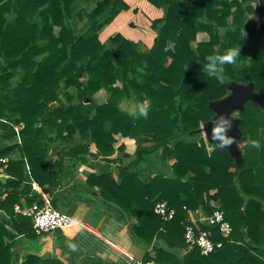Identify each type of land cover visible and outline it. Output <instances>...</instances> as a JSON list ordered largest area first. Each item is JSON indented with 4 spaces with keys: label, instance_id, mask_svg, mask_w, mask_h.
<instances>
[{
    "label": "trees",
    "instance_id": "obj_1",
    "mask_svg": "<svg viewBox=\"0 0 264 264\" xmlns=\"http://www.w3.org/2000/svg\"><path fill=\"white\" fill-rule=\"evenodd\" d=\"M94 1L84 7L78 0H0V140L10 141L0 148V158L20 154L7 162L9 179L0 182V264L12 263L19 235L35 239L50 234L36 233L32 219L15 211L17 204L22 208L44 204L32 184L53 195L65 185L66 159L89 163L88 155L106 165L100 175L87 178L91 196L135 218L131 237L152 248L144 261L264 264L260 250L264 247V107L247 101L239 112L242 164L213 142L209 150L197 133L214 120L211 103L227 97L231 83L253 84L257 94H264V52L258 44L264 33V5L253 9L246 5L250 0H148L163 9V16L151 22L153 41L144 48L117 33L107 40L116 50L105 51L99 32L129 6L123 0H97L95 5ZM74 8L79 17L89 19L79 37L68 25L75 18ZM254 13L259 15V28L248 16ZM55 26L61 28L58 34ZM220 28H226L223 35ZM199 33L210 39L194 46ZM235 46L241 47V56L235 64H226L224 73L231 81L220 86L202 74L197 60ZM85 74L84 84L80 79ZM15 76L21 80L11 87ZM71 87L80 93L78 104L50 105ZM101 92L107 96L97 104ZM134 93L146 103L147 116L121 107ZM64 95L73 100L67 91ZM78 137L83 144L66 148ZM118 137L137 144L135 160L128 165L119 164ZM252 140L259 141L258 149ZM125 148L122 144L118 149L130 158ZM148 165L157 166L146 170L151 178L134 169ZM161 201L175 210L169 221L155 212ZM213 203L230 222L231 236L224 238L217 227L201 223V230L222 247L208 256L196 249L183 255L188 249L185 230L191 223L190 211L210 216L216 210ZM21 264L64 263L29 254Z\"/></svg>",
    "mask_w": 264,
    "mask_h": 264
},
{
    "label": "crops",
    "instance_id": "obj_2",
    "mask_svg": "<svg viewBox=\"0 0 264 264\" xmlns=\"http://www.w3.org/2000/svg\"><path fill=\"white\" fill-rule=\"evenodd\" d=\"M78 1L80 5L85 7L89 0ZM123 1L129 6V9L122 11L109 26L104 27L99 32V37L105 42L113 34L118 33L133 42H139L142 47L146 48L145 45L151 43L156 35L151 22L163 16V9L156 7L148 0ZM233 1L242 2V0H226L228 3ZM96 2L97 0L94 1V5ZM255 2V0L247 1L246 5L251 6L253 9L258 8L259 6ZM235 9L233 8L232 11H235ZM248 16L257 22L259 28L261 25L259 15L254 13ZM232 21L233 16H230L228 23L231 24ZM225 32L226 28H220V34L223 35ZM200 35L204 36L202 40L199 38ZM209 39L207 33L197 35L199 43L208 42ZM258 44L264 52V33L258 39ZM53 151L55 152V150ZM55 154L56 152L52 156ZM19 158L20 154L13 152L0 159L9 162L10 159ZM82 163L86 171L80 174V177L72 174L71 166L73 164L70 162L68 166L65 164L67 167L66 172L69 171L67 179L64 180L65 185L54 191L53 195L45 193L44 188L32 184L33 190L39 192L43 200L48 198L51 203L55 204L54 208L69 215L76 222L55 233L39 235L35 239H27L25 236L19 235L16 239V246L12 250L13 261L11 264H21L29 254L52 257L61 260L64 264H121L124 252L138 259H143L147 251H152V248L147 249L145 246L137 244L131 237L130 226L134 225L135 218L131 217L129 219L118 207L102 203L100 197L91 196L86 185L87 178L92 173L100 175V168L106 166L104 162L98 163L92 159L89 163ZM134 169L142 177L151 178L150 172L147 173L146 170H157V166L148 165L144 169H139V167ZM27 170L29 171V168ZM6 175L7 177L4 178L3 183L9 179V175L7 173ZM53 199H55V203L52 202ZM217 204L213 203V206ZM204 216L206 215L200 210L190 211L189 213L190 221H199ZM124 220L127 222H124ZM246 240L249 245L254 246L250 239ZM260 250L264 252V247H261ZM187 252L189 250H183L182 254L185 255Z\"/></svg>",
    "mask_w": 264,
    "mask_h": 264
},
{
    "label": "built area",
    "instance_id": "obj_3",
    "mask_svg": "<svg viewBox=\"0 0 264 264\" xmlns=\"http://www.w3.org/2000/svg\"><path fill=\"white\" fill-rule=\"evenodd\" d=\"M257 6L264 5V0H255ZM7 161L0 159V182L4 181L7 177L6 170ZM44 204H33L31 207L22 208L20 205L15 206V211L18 214L30 217L33 223V229L36 233H55L58 230L72 225L76 221L69 215L62 213L58 209L54 208L51 204V200L48 198L44 200ZM216 210L210 216H204L199 221H192L186 226L185 230V242L188 246L187 250L196 249L203 256H208L214 253L217 249L222 247V243H215L211 234L207 231L201 230L199 224L211 225L217 227L219 232L224 238H229L232 234V226L226 219L225 213L219 206H215ZM155 212L164 221H169L175 216V210L170 208L165 201L158 202L155 206ZM123 260L121 264H157L152 261H144L138 259L131 254L124 252L122 254Z\"/></svg>",
    "mask_w": 264,
    "mask_h": 264
},
{
    "label": "rangeland",
    "instance_id": "obj_4",
    "mask_svg": "<svg viewBox=\"0 0 264 264\" xmlns=\"http://www.w3.org/2000/svg\"><path fill=\"white\" fill-rule=\"evenodd\" d=\"M73 13H74V16H75V18L71 21V23L70 24H68L69 26H70V29H72V30H74V32H75V34H76V36H81L82 34H85L84 32L82 33V32H80V29H82L84 26H86V24H89V19L87 18V17H84V18H81V17H79V15L78 14H80V13H78V10L77 9H75L74 8V10H73ZM92 22H90V24H91ZM54 30H55V32H56V34H58L59 33V31L61 30V28L60 27H58V26H55V28H54ZM202 36V37H201ZM203 35H200L199 36V38H200V40H202L203 39ZM105 47H104V50L105 51H107V50H110V51H115L116 50V46L114 45V44H112L111 42H107V40H105ZM199 42H198V40H197V37H196V41L193 43V45L194 46H196L197 44H198ZM172 46V45H171ZM139 72H143V69H139ZM88 79V75L87 74H85L84 75V77L83 78H81L80 79V81L82 82V83H86V80ZM21 80V77H19V76H15V77H13L11 80H10V84H11V87L13 86V87H15V86H17V84L19 83V81ZM118 86H121V84L120 83H118ZM61 91V90H60ZM65 91H67L69 94H71L72 95V98H73V100H71V101H69L68 99H66V97H65V95H64V92ZM230 94H231V92H230ZM229 94V95H230ZM134 96H133V98L131 99V100H124L123 102H122V104H121V106H122V108H124V110H126V111H128L130 114H134V115H137L138 116V105L139 104H142L139 100H138V98L136 99V94L134 93L133 94ZM98 96H100V97H97L96 99H98L97 101V104L98 103H103L104 101H105V98H106V96H107V93L106 92H101V93H99L98 94ZM136 96V97H135ZM80 99V93L78 92V90L75 88V87H71V88H69V89H67V90H62L60 93H59V100H57V101H55V102H53V103H51L50 105L51 106H57V105H59V106H69V104L70 103H73V104H78L79 103V100ZM86 102V101H85ZM147 102V101H146ZM86 104H88V103H86ZM93 115H95V112L93 111L92 112V114L90 115L91 117L93 116ZM233 118H240L239 117V112H235L234 114H233V116H232ZM203 127V126H202ZM20 128H22V126H19L18 127V130H20ZM201 135H202V138L205 140V142H206V144H207V146H208V149L209 150H211V148H210V144H209V140L207 139V137H206V135L205 134H202L201 133ZM79 141H81L80 139H79V137L78 138H76L75 140H72L71 142V144H67L66 145V148H70V147H72V146H74V145H76ZM10 143V141H3V140H0V147H2L3 145H5V144H9ZM84 142H82L81 141V143L80 144H83ZM125 145V154H128V155H130L131 156V158H125V157H123L124 155V153H122V152H120L119 151V147L121 146V145ZM150 146V145H149ZM116 148H117V152H118V156H120V160H121V163H119V164H130L132 161L131 160H135V156H136V153H137V144H136V142H135V140L133 141V140H130V139H123V138H121V137H118V141H117V143H116ZM55 150H56V148H54ZM91 149L93 150L94 149V146L93 145H91ZM53 153H54V151H53ZM52 153V154H53ZM88 157V159H89V161H92V156L91 155H88L87 156ZM67 160V163H66V165L68 166V164H69V162L71 163V164H73V162L74 163H77V164H73L72 166H71V168H72V174H76V175H78L79 177H80V174H82V173H85V171H86V169H85V166H84V164L83 163H81V162H75V160L74 159H71V160H69L68 158L66 159ZM131 161V162H130ZM130 162V163H129Z\"/></svg>",
    "mask_w": 264,
    "mask_h": 264
},
{
    "label": "water",
    "instance_id": "obj_5",
    "mask_svg": "<svg viewBox=\"0 0 264 264\" xmlns=\"http://www.w3.org/2000/svg\"><path fill=\"white\" fill-rule=\"evenodd\" d=\"M230 92L231 94L224 99L211 103V108L216 113L214 120L219 117L221 119L226 117L230 121L231 126L227 130V135L232 137V143L225 148L236 159L238 164H242L243 159L237 144V141L243 137L240 130L242 121L240 118H233L232 116L235 112L244 110V105L247 101H256L264 107V94H257L253 84L244 85L236 82L231 83ZM212 126L213 121H210L204 124L197 133L205 134L209 142H213L211 140Z\"/></svg>",
    "mask_w": 264,
    "mask_h": 264
},
{
    "label": "clouds",
    "instance_id": "obj_6",
    "mask_svg": "<svg viewBox=\"0 0 264 264\" xmlns=\"http://www.w3.org/2000/svg\"><path fill=\"white\" fill-rule=\"evenodd\" d=\"M240 48V46L228 47L222 53L205 55L202 61L197 60L201 65L200 71L209 78L216 80L220 86L231 81V79L224 74L225 65L236 63L237 58L241 56ZM147 114L148 108L146 103L139 104L138 115L147 116ZM230 126V121L226 117L223 119L219 117L213 120L211 140L219 148L225 149L227 145L232 143V137L227 135V130ZM251 144L257 149L260 147V143L257 140H252Z\"/></svg>",
    "mask_w": 264,
    "mask_h": 264
}]
</instances>
